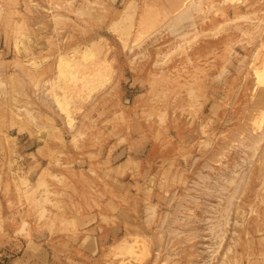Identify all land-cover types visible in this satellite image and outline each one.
Returning <instances> with one entry per match:
<instances>
[{
  "label": "rangeland",
  "instance_id": "obj_1",
  "mask_svg": "<svg viewBox=\"0 0 264 264\" xmlns=\"http://www.w3.org/2000/svg\"><path fill=\"white\" fill-rule=\"evenodd\" d=\"M0 264H264V0H0Z\"/></svg>",
  "mask_w": 264,
  "mask_h": 264
}]
</instances>
